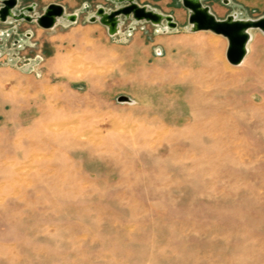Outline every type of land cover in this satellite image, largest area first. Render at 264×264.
Here are the masks:
<instances>
[{
	"label": "rangeland",
	"instance_id": "rangeland-1",
	"mask_svg": "<svg viewBox=\"0 0 264 264\" xmlns=\"http://www.w3.org/2000/svg\"><path fill=\"white\" fill-rule=\"evenodd\" d=\"M133 1L177 26L118 13L110 32L98 7L128 0L0 19V264H264V31L234 64L182 0ZM49 2L76 17L40 26Z\"/></svg>",
	"mask_w": 264,
	"mask_h": 264
},
{
	"label": "water",
	"instance_id": "water-1",
	"mask_svg": "<svg viewBox=\"0 0 264 264\" xmlns=\"http://www.w3.org/2000/svg\"><path fill=\"white\" fill-rule=\"evenodd\" d=\"M0 19L5 20L8 16L14 18L32 19V16L25 10H32L33 5L28 4L21 9L17 14H12L11 9L15 6L17 0H0ZM185 7L189 9V23L192 30L210 29L216 33L227 36L229 44L227 47V58L231 63L238 64L242 62L248 52V43L251 39V29L260 28L264 31V15L256 18H242L228 15L226 18L218 17L208 4L202 0H182ZM106 12V17L113 24L116 23L118 13H131L136 18L153 19L160 21L166 19L171 26H177V21L173 19V15L165 14L162 16L154 9H148L143 5H139L133 0H128V3L118 6L117 8L106 11L103 7H98L97 14ZM65 15L64 6L59 2H49L44 10L35 17L37 23L42 27H51L55 24L56 18ZM70 19L75 18L74 13H69L67 16ZM107 25L103 19H99ZM118 20V19H117ZM129 96L120 94L118 100H129Z\"/></svg>",
	"mask_w": 264,
	"mask_h": 264
},
{
	"label": "bare ground",
	"instance_id": "bare-ground-1",
	"mask_svg": "<svg viewBox=\"0 0 264 264\" xmlns=\"http://www.w3.org/2000/svg\"><path fill=\"white\" fill-rule=\"evenodd\" d=\"M11 12H12V14H17V12H15L13 9H11ZM162 16H165V14L164 13H161V12H159ZM65 15L66 16H68L69 15V13H65ZM106 12H104V13H100V14H97V17L100 19H103L104 21H106L107 22V27H108V29L110 30V32H114V31H116L117 30V27H118V17L116 16L115 18H116V23L115 24H113L111 21H109L108 19H107V17H106ZM9 17V16H8ZM75 17H76V15H75ZM59 18H56V21L58 20ZM64 20V19H63ZM12 22V21H11ZM59 22V21H58ZM156 23H158V24H165V22H164V19H162V20H160V21H156ZM121 24V23H120ZM120 30V29H119ZM251 36H252V33H251ZM37 63V62H36ZM133 99L132 98H129V100H127V101H132Z\"/></svg>",
	"mask_w": 264,
	"mask_h": 264
},
{
	"label": "crops",
	"instance_id": "crops-1",
	"mask_svg": "<svg viewBox=\"0 0 264 264\" xmlns=\"http://www.w3.org/2000/svg\"><path fill=\"white\" fill-rule=\"evenodd\" d=\"M253 35V34H252Z\"/></svg>",
	"mask_w": 264,
	"mask_h": 264
}]
</instances>
